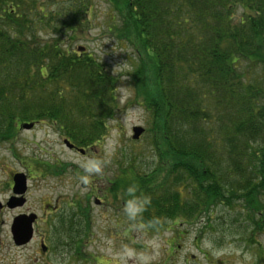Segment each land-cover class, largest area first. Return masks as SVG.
<instances>
[{
	"label": "trees",
	"instance_id": "16d2710c",
	"mask_svg": "<svg viewBox=\"0 0 264 264\" xmlns=\"http://www.w3.org/2000/svg\"><path fill=\"white\" fill-rule=\"evenodd\" d=\"M107 1L138 55L135 100L158 156L146 174L122 168L109 193L135 195L149 230L201 214L211 223L217 208L248 210L263 229L252 211L264 208V0ZM95 13L91 0H0V141L41 119L80 147L108 136L121 79L73 48ZM74 209L49 239L82 255L89 208Z\"/></svg>",
	"mask_w": 264,
	"mask_h": 264
},
{
	"label": "rangeland",
	"instance_id": "374dc122",
	"mask_svg": "<svg viewBox=\"0 0 264 264\" xmlns=\"http://www.w3.org/2000/svg\"><path fill=\"white\" fill-rule=\"evenodd\" d=\"M91 2L96 11L93 22L74 41L73 48H88L121 79L117 90L121 110L109 123L108 136L85 154L68 148L63 141L65 133L49 119L32 129L20 127L15 137L0 141L2 195L9 197L12 193L14 173L29 177L27 205L0 211V264H264V228H253L248 210L217 208L211 223L204 220L206 214H201L194 223L166 222L163 227L149 230L141 223V215L129 217L124 213L123 208L130 206L140 209L134 199H129L135 195L123 190L116 200L107 195L122 168L134 166L136 172L146 174L157 167L158 156L146 141L148 132L138 140L132 139L135 125L148 128L149 124L147 112L135 100L133 73L138 55L130 41L118 37L122 21L109 2ZM97 197L102 200L100 206L94 202ZM58 199L56 212L48 205L43 207L49 202L55 205ZM73 199H80L84 207L91 205L82 255L76 253L69 240V245L56 246V251L49 240L50 221L77 212L74 208L79 207ZM259 210L252 213L264 225V208ZM50 212L56 217H50ZM24 213L38 214L35 234L29 243L16 245L11 225L14 217ZM129 226L130 235L125 230ZM43 237L51 247L46 254L41 251Z\"/></svg>",
	"mask_w": 264,
	"mask_h": 264
},
{
	"label": "water",
	"instance_id": "95a60500",
	"mask_svg": "<svg viewBox=\"0 0 264 264\" xmlns=\"http://www.w3.org/2000/svg\"><path fill=\"white\" fill-rule=\"evenodd\" d=\"M32 126H33V123L23 124V127L28 128V129L31 128ZM133 131H134L133 138L137 139L143 133L144 128L141 126H135L133 128ZM65 144L70 148L73 147V144L68 139H65ZM25 180H26L25 174L21 172L15 174L14 192L24 193L26 189ZM11 200L10 202H8V205L14 206L15 204H12ZM35 219H36L35 214L18 215L17 217H15L13 224L11 226V232L13 235V239L17 245L25 244L31 239L33 235V222Z\"/></svg>",
	"mask_w": 264,
	"mask_h": 264
},
{
	"label": "flooded vegetation",
	"instance_id": "af4514ba",
	"mask_svg": "<svg viewBox=\"0 0 264 264\" xmlns=\"http://www.w3.org/2000/svg\"><path fill=\"white\" fill-rule=\"evenodd\" d=\"M72 150H76V151H78L79 150V148L77 147V146H75V148H73ZM13 177V176H12ZM28 180H29V177H27V182H28ZM11 186H12V193L9 195V197H5V196H3L2 195V192H1V190H0V211H2V210H4L5 208H24L26 205H27V203L29 202V194H28V184H27V187H26V191L24 192V194H23V196H22V199L20 200V201H17V200H14V198H16V193L14 192V186H15V182H13V179L11 180ZM89 198V197H88ZM12 199V200H11ZM11 200V203L12 204H15L14 206H11V205H8V202ZM79 200L80 199H77V201L76 200H74L73 199V201L75 202L76 201V203H77V205H78V207H79V205H81V204H79ZM89 201V200H88ZM59 202H60V200L58 199V200H56L55 201V205H53L51 202H49V203H47L46 205L44 204L43 205V207L45 206H47L48 205V208H51V210H52V208H54V212H56V208H59L58 207V205H59ZM103 203H102V201H101V203H99V205L98 206H100V205H102ZM87 205H88V207L89 208H91V205L89 204V203H87ZM44 207V208H45ZM83 207V206H82ZM48 208H47V210H48ZM79 208H81V207H79ZM50 214H51V216L50 217H52V218H54V217H56V216H54L53 215V213L52 212H50ZM37 221H38V219H37ZM53 221H54V219L53 220H51L50 221V223L52 224L53 223ZM51 224H50V226H51ZM40 239H42V236L40 237ZM42 242H44L45 244H47L46 243V241H45V239H44V237H43V241ZM47 248L48 249H46V251H42L44 254H46V253H48V251H50V247H48V244H47Z\"/></svg>",
	"mask_w": 264,
	"mask_h": 264
}]
</instances>
